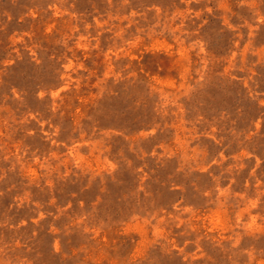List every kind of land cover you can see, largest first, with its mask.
<instances>
[{
    "label": "rangeland",
    "instance_id": "1",
    "mask_svg": "<svg viewBox=\"0 0 264 264\" xmlns=\"http://www.w3.org/2000/svg\"><path fill=\"white\" fill-rule=\"evenodd\" d=\"M0 264H264V0H0Z\"/></svg>",
    "mask_w": 264,
    "mask_h": 264
}]
</instances>
